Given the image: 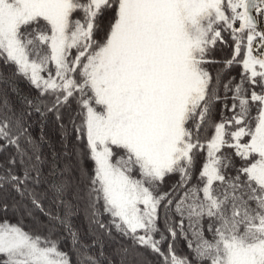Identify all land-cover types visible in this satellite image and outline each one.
Returning a JSON list of instances; mask_svg holds the SVG:
<instances>
[{
  "label": "snow or ice",
  "instance_id": "obj_1",
  "mask_svg": "<svg viewBox=\"0 0 264 264\" xmlns=\"http://www.w3.org/2000/svg\"><path fill=\"white\" fill-rule=\"evenodd\" d=\"M0 156V264H264V0H0Z\"/></svg>",
  "mask_w": 264,
  "mask_h": 264
},
{
  "label": "trees",
  "instance_id": "obj_2",
  "mask_svg": "<svg viewBox=\"0 0 264 264\" xmlns=\"http://www.w3.org/2000/svg\"><path fill=\"white\" fill-rule=\"evenodd\" d=\"M20 88H21L25 93H27V92H28V89H29V86L27 85V83L22 82V83H20ZM36 119L38 120L39 117L37 116ZM46 131H47L48 134H49V138H50V140H51V142H52L53 147H54L57 151H59V150H60V148H59L60 136H59V132H58L57 128H56L55 125H54V122L50 121V122L48 123V125H47V127H46ZM33 132H34V134H38V133H39V127H38V126L35 127V128L33 129ZM44 151H45V153H50V149L47 148V147H45ZM2 159H3V157L0 156V160H2ZM61 166H62V165H61ZM75 223H76V225H77L78 227L81 228L82 231H85V232H86V230H87V224H86V221L84 220L83 216H80V217L76 218V219H75ZM181 247H182V245H181ZM185 251H186V249H185ZM145 256H146V258H147L149 261H152V260H153V257H152L151 254H149V253H145Z\"/></svg>",
  "mask_w": 264,
  "mask_h": 264
}]
</instances>
